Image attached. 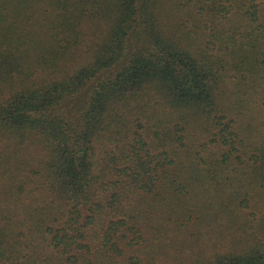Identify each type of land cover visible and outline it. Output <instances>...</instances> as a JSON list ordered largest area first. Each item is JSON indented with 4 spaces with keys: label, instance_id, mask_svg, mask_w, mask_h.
I'll use <instances>...</instances> for the list:
<instances>
[{
    "label": "trees",
    "instance_id": "trees-1",
    "mask_svg": "<svg viewBox=\"0 0 264 264\" xmlns=\"http://www.w3.org/2000/svg\"><path fill=\"white\" fill-rule=\"evenodd\" d=\"M0 264H264V0H0Z\"/></svg>",
    "mask_w": 264,
    "mask_h": 264
},
{
    "label": "rangeland",
    "instance_id": "rangeland-1",
    "mask_svg": "<svg viewBox=\"0 0 264 264\" xmlns=\"http://www.w3.org/2000/svg\"><path fill=\"white\" fill-rule=\"evenodd\" d=\"M230 80L233 82V78H231ZM245 84L247 85V83H245ZM228 89H230V88H228ZM249 89H251V87H249ZM240 93L244 95V92H243L242 90H241ZM244 113L247 115V122H248V121H251L252 118H257V117H258V116H257L258 108H256V109H253V108H252V110L249 109V110H247V111H244ZM245 122H246V121H245ZM244 125L247 126V124H244ZM195 137H197L196 134H192V135H191V138H192V139L195 138Z\"/></svg>",
    "mask_w": 264,
    "mask_h": 264
}]
</instances>
